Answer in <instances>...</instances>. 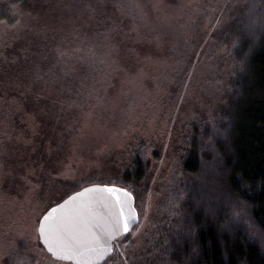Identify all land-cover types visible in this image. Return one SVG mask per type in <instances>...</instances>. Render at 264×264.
<instances>
[{"label":"trees","instance_id":"1","mask_svg":"<svg viewBox=\"0 0 264 264\" xmlns=\"http://www.w3.org/2000/svg\"><path fill=\"white\" fill-rule=\"evenodd\" d=\"M177 11L179 18L168 20L182 31L169 51L179 63L174 84L191 99L174 120L178 134L169 152L176 157L156 171L169 139L144 134L128 143L124 163L111 160L115 176L77 182L41 216L84 187L115 184L133 193L139 219L98 264H264V0H186ZM113 14L100 0H0V125L33 115L41 130L36 153L57 142L52 153L61 158L67 129L96 120L98 88L110 92L89 70L74 72L67 63L71 51L63 44L72 34L85 43L90 35L103 38L116 59L113 44L122 45L118 64L126 72L163 52L160 29L144 38ZM155 171L163 182L148 228L136 238L140 200ZM33 259L14 253L4 264Z\"/></svg>","mask_w":264,"mask_h":264},{"label":"rangeland","instance_id":"2","mask_svg":"<svg viewBox=\"0 0 264 264\" xmlns=\"http://www.w3.org/2000/svg\"><path fill=\"white\" fill-rule=\"evenodd\" d=\"M100 1L107 5L110 13L114 12L124 28L135 29L144 38L160 29L158 39L163 52L150 54L145 66L136 62L135 68L126 72L121 71L118 64L122 45L113 44V50L119 54L116 59L107 52L108 45L102 46L103 38L99 40L90 35L85 43L83 36L71 35V40L63 44L71 51L67 63L74 72L89 70L90 77L94 76L95 81L98 79L99 85L109 88L110 92L99 94L98 88L100 100L94 108L99 112L96 120L91 118L83 128L82 124L74 123L67 129L68 142L62 139L65 150H62L61 158L52 153V149L58 147L57 142L52 149L47 150L43 144L40 152L33 150V140L39 141L41 133L39 122L33 127V115L26 117L24 123L10 121V126L0 125V264L14 253L31 255L34 258L31 264H72L53 258L43 248L36 231L38 219L49 203L65 195L77 182L93 176L98 179L115 176V163L111 160L124 163L125 149L130 141L141 140L140 136L144 134L169 139L156 171L167 168L166 159L171 160V155L176 157L177 151L169 152L178 134L174 120L186 113L187 100L191 97L188 92H178L179 88L174 84L179 63L171 58L170 49L178 48L174 44V35H180L182 31L181 26L168 20L179 18L180 11L177 10L186 0ZM87 10L89 13L93 9ZM126 97L129 99L123 102L122 98ZM74 106H69L70 111L75 110ZM51 132L55 136L54 129ZM46 133L47 139L51 140V133ZM33 155L36 157H31ZM156 171L151 173L145 187L146 195L140 200L144 217L134 232L136 238L148 228L147 219L161 189L164 176L158 177Z\"/></svg>","mask_w":264,"mask_h":264},{"label":"snow or ice","instance_id":"3","mask_svg":"<svg viewBox=\"0 0 264 264\" xmlns=\"http://www.w3.org/2000/svg\"><path fill=\"white\" fill-rule=\"evenodd\" d=\"M133 201L132 192L115 184L84 188L43 213L38 239L57 259L98 264L113 253L112 241L138 222Z\"/></svg>","mask_w":264,"mask_h":264},{"label":"water","instance_id":"4","mask_svg":"<svg viewBox=\"0 0 264 264\" xmlns=\"http://www.w3.org/2000/svg\"><path fill=\"white\" fill-rule=\"evenodd\" d=\"M112 185V184H111ZM92 186H94V185H90V186H88V187H84V188H90V187H92ZM118 187H120V186H118ZM84 188H82V189H80V190H78V191H76V192H80V191H82ZM74 193V192H73ZM73 193H71L70 195H72ZM69 195V196H70ZM68 197V196H67ZM67 197L65 198V199H67ZM133 203H134V201H133ZM137 211V210H136ZM138 213V212H137ZM139 219V218H138ZM136 224V223H135ZM134 224V225H135ZM133 225V226H134ZM132 229V228H131ZM126 234V233H125ZM124 235V234H123ZM122 236V235H121ZM120 237V236H119ZM119 237H117L116 239H118ZM40 241V240H39ZM40 243L44 246V248L46 249V247H45V245L43 244V242L42 241H40ZM112 245H113V241H112ZM46 251H47V249H46ZM48 252V251H47ZM51 254V253H50ZM52 255V254H51ZM53 258H55L54 256H52ZM55 259H57V258H55ZM58 260H60V259H58ZM62 261H71L73 264H75V261H73V260H62ZM99 262H101V261H99Z\"/></svg>","mask_w":264,"mask_h":264},{"label":"flooded vegetation","instance_id":"5","mask_svg":"<svg viewBox=\"0 0 264 264\" xmlns=\"http://www.w3.org/2000/svg\"><path fill=\"white\" fill-rule=\"evenodd\" d=\"M49 253V252H48ZM50 254V253H49ZM51 255V254H50ZM52 256V255H51ZM67 262H71V261H67ZM72 263V262H71ZM73 264V263H72Z\"/></svg>","mask_w":264,"mask_h":264}]
</instances>
